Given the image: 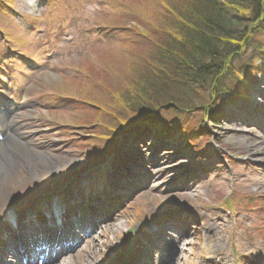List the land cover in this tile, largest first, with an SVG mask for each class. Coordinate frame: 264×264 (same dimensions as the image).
<instances>
[{
	"label": "rangeland",
	"instance_id": "374dc122",
	"mask_svg": "<svg viewBox=\"0 0 264 264\" xmlns=\"http://www.w3.org/2000/svg\"><path fill=\"white\" fill-rule=\"evenodd\" d=\"M191 2L0 0V69L6 81L13 77L26 92L25 108L16 120L27 132L26 143L31 145L23 151L13 142L9 143L13 165L6 168L5 182L0 183V191L5 192L0 198V219L14 203L34 204L38 198L60 191L71 180L69 169L79 161L88 162L89 167L101 163L110 150L117 148L129 126L136 123L137 115L157 110L159 119L167 123L176 121L187 134L199 127L205 119L204 112L186 111L184 114L192 115L176 117L171 112L175 109L167 108L175 104V100L171 103L167 99L168 92L174 90L172 66L166 72L168 80L164 77L146 101L131 98L125 102V97L144 90L146 80L158 66L152 56L159 50L156 42L172 33L174 26L179 25L178 15H183ZM4 9L6 13H2ZM52 41L56 55L52 56L51 65L45 67L42 55ZM261 44L255 40L239 48L236 58L230 59L229 77L225 76V80L230 81L236 74H249L250 58L255 46ZM20 56L26 61H35L36 68L27 70L19 61ZM95 83L98 87L93 91L89 87L94 88ZM191 88L192 85L186 89L176 87L175 92H180L177 105L191 109L198 103L194 95L203 90ZM0 92H4L2 84ZM73 96L86 103L90 101L87 107L91 106L92 117L84 116L89 108L82 110L81 103L67 99ZM225 124V120L213 124L212 130L218 134L214 141L236 158L231 166L215 164L210 157L211 134L180 138L178 143L184 142L180 154L190 160L186 168L166 170L170 181L164 191L159 183L158 191L141 193L114 224L101 227L103 230L95 239L84 244L83 251L65 264H83L89 254L94 255L95 264H125L128 258H124H132L140 235L149 223H165L164 215L169 213L186 221L185 227L169 226L173 233L188 231L182 237L187 238L188 246L180 247L183 249L179 251L183 252L177 254L178 264H264V171L259 166L264 165V142L260 143L254 134H232L217 129ZM120 125L123 130L116 129ZM156 128L162 130L158 135L154 132L157 142L165 131L163 126ZM169 149L156 153V159L167 167L177 158L172 155L176 151ZM256 153L261 158H249ZM36 167L46 170L31 173ZM227 172L233 175L228 176ZM180 175L184 184L174 189L171 180ZM135 179L139 185L148 183L144 173H138ZM196 189L204 191L194 193ZM256 244L261 247L254 249ZM57 260L62 258L59 256Z\"/></svg>",
	"mask_w": 264,
	"mask_h": 264
},
{
	"label": "trees",
	"instance_id": "16d2710c",
	"mask_svg": "<svg viewBox=\"0 0 264 264\" xmlns=\"http://www.w3.org/2000/svg\"><path fill=\"white\" fill-rule=\"evenodd\" d=\"M191 1L186 12L178 15L179 25L156 42L159 50L152 56L158 66L146 80L144 90L125 97V102L131 98L146 101L147 95L164 77L168 80L169 66L173 70L171 87L174 89L168 92L169 102L175 100L174 105H177L180 93L175 92L177 86L186 89L192 85L191 89L195 90L200 85L209 92L208 96L216 95L223 87L225 76L229 77L227 68L231 57L233 61L239 48H243L256 31L264 29V0ZM252 26H256L255 32H250ZM154 112L147 116L151 117Z\"/></svg>",
	"mask_w": 264,
	"mask_h": 264
},
{
	"label": "bare ground",
	"instance_id": "6f19581e",
	"mask_svg": "<svg viewBox=\"0 0 264 264\" xmlns=\"http://www.w3.org/2000/svg\"><path fill=\"white\" fill-rule=\"evenodd\" d=\"M257 98H259V95H257ZM259 107H262V108H264V105H259ZM258 113H260L259 111H257ZM258 116H261V115H259L258 114ZM247 131H249L250 132V130H247ZM19 130L18 129H15L14 130V134H12V135H10L9 137H10V139H16V141L18 140V138H19ZM23 140V139H22ZM18 144H20L21 145V148H23L24 149V147H26V144L24 143V144H22V143H18ZM1 146V145H0ZM11 165H13V157L8 153V151H7V149H5V150H1V148H0V183H4L5 181H4V176H3V174L5 175V173H6V168L8 167V166H11ZM37 168V167H36ZM58 169H60V166H58V168H57V170ZM43 170H46L45 168H41V169H39V168H37L34 172H31V173H33V174H37L39 171H41L40 173H42V171ZM0 186H1V184H0ZM196 191H204L203 189L202 190H199V189H196L195 191H194V193H197ZM4 194H5V192H3V191H0V198H3L4 197ZM204 220V219H203ZM205 224V223H204ZM200 225H203V224H200ZM182 246H188V242L187 243H185L184 245H182ZM183 248H181V250H182ZM177 250V249H176ZM185 250V249H184ZM82 251H83V248H82ZM180 252H183V251H179V250H177V253L178 254H180ZM94 260H95V257H94V255H88V257H87V260L83 263V264H95L94 263ZM206 260V259H205Z\"/></svg>",
	"mask_w": 264,
	"mask_h": 264
},
{
	"label": "water",
	"instance_id": "95a60500",
	"mask_svg": "<svg viewBox=\"0 0 264 264\" xmlns=\"http://www.w3.org/2000/svg\"><path fill=\"white\" fill-rule=\"evenodd\" d=\"M145 115H146V114H144V115H137L136 118L143 119V118L145 117ZM139 119H138V120H139Z\"/></svg>",
	"mask_w": 264,
	"mask_h": 264
}]
</instances>
